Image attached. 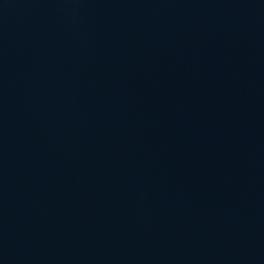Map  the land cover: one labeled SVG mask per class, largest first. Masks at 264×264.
<instances>
[{
  "label": "water",
  "instance_id": "water-1",
  "mask_svg": "<svg viewBox=\"0 0 264 264\" xmlns=\"http://www.w3.org/2000/svg\"><path fill=\"white\" fill-rule=\"evenodd\" d=\"M0 264H264V0H0Z\"/></svg>",
  "mask_w": 264,
  "mask_h": 264
}]
</instances>
